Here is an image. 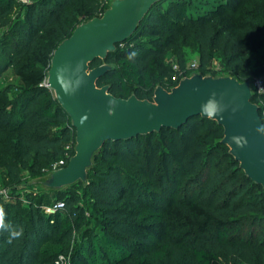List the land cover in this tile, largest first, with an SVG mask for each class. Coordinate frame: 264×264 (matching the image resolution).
Masks as SVG:
<instances>
[{
  "label": "trees",
  "instance_id": "16d2710c",
  "mask_svg": "<svg viewBox=\"0 0 264 264\" xmlns=\"http://www.w3.org/2000/svg\"><path fill=\"white\" fill-rule=\"evenodd\" d=\"M75 1L0 0V75L9 67L17 77L0 87V189L15 191L0 206L5 223L24 230L11 244L0 231V264H264V188L227 151L222 126L199 114L177 127L104 140L80 192L35 200L22 191L19 211L13 197L23 172L35 177L72 153L69 116L38 82L77 21ZM81 2L89 15L103 7ZM186 40L196 45L200 70L218 51L239 80L261 75L262 90L250 100L262 120L264 61L253 69L250 55L257 43L264 47V0H156L127 37L88 67L109 65L95 85L113 96L150 100L155 84L169 90L190 73ZM58 199L61 208L43 212L42 204ZM90 228L88 238L73 241Z\"/></svg>",
  "mask_w": 264,
  "mask_h": 264
},
{
  "label": "water",
  "instance_id": "95a60500",
  "mask_svg": "<svg viewBox=\"0 0 264 264\" xmlns=\"http://www.w3.org/2000/svg\"><path fill=\"white\" fill-rule=\"evenodd\" d=\"M154 1L156 0H109L110 10L119 13L118 19L97 35L81 43L76 40L69 45L70 48H58L67 37L61 39L53 49L59 60V64H56L59 67V70H56L59 72L58 77H48L45 85L58 89L55 99L70 119L74 117L80 121L85 143L97 134L100 136L98 148L106 139L146 133L157 130L162 125L177 127L197 114L209 116L201 111V105L208 102L210 95L215 93L214 103L222 109L217 114L219 120H216L222 126L221 141L224 142L223 134L226 132L233 148V157L239 161L244 172L264 188V138L263 132L257 131L262 124L257 105L252 104L249 99L253 92H250L248 97L243 95L244 90L251 89L248 82L238 88L227 85L187 86L171 92V88L177 83L169 90L155 84L150 100L138 99L133 94L127 98L115 97L107 92L106 85H95L96 77L109 65L102 61L89 68L88 62L93 57L102 59L114 46L106 49L102 55L96 50L138 11L139 20ZM131 31L132 29L128 30L114 41H122ZM70 36L71 34L68 37ZM99 65L103 66L92 78H88L85 69H93ZM157 89L169 93L157 103H151ZM208 109L209 112L212 111V103L208 104ZM234 136L243 138L242 146L238 147L232 142L231 138ZM68 160L70 161V158Z\"/></svg>",
  "mask_w": 264,
  "mask_h": 264
},
{
  "label": "rangeland",
  "instance_id": "374dc122",
  "mask_svg": "<svg viewBox=\"0 0 264 264\" xmlns=\"http://www.w3.org/2000/svg\"><path fill=\"white\" fill-rule=\"evenodd\" d=\"M20 2H27L29 0H19ZM72 6L79 10V14L77 17V21L71 30L70 34L71 36L65 38L60 44L58 48H70L69 45L73 44L74 42L79 41L80 43L91 38L92 36L97 35L104 29H106L109 25H111L116 19L119 17V13L113 12V10H110L109 8V0H107L101 11L98 14L89 15L90 13L88 11H85V5L81 2V0H76L72 3ZM17 8V7H16ZM18 9H15V12ZM20 12V9H19ZM229 14V13H226ZM14 15V14H13ZM140 15V11H138L134 16L127 21L123 27L119 31H117L112 37L107 39L105 42H103L99 48L96 50L98 54H101L108 48H111L112 46H115V43L117 41H114L116 38L121 37L123 34L128 32V30L132 31L136 28L135 22L138 20L137 17ZM143 16V15H142ZM230 16V15H226ZM142 18V17H141ZM137 19V20H136ZM140 20V19H139ZM138 20V22H139ZM137 22V23H138ZM131 31V32H132ZM3 30H0V35H3ZM11 40L16 38L15 36L10 37ZM260 41V40H259ZM69 46V47H68ZM183 53H184V59L186 66L190 68V73L184 76L179 77L177 81V85L173 88H171L170 92L176 89H180L187 86H206V85H227L232 86L235 88H238L241 85L246 84L248 82L251 86V89L244 90L243 95L245 97H248L250 92H255V89L253 87V82L255 79L260 78L259 75H253L250 78L239 80L236 76L233 74H230L226 71V67L223 64V57L219 54L218 51H214L210 57V61L208 65L200 70L197 65V53H196V45L193 41L186 40L182 43ZM253 51L255 54L250 55V65L253 69L256 67L259 68L261 61H264V47L262 43H257L255 46H253ZM6 51V50H5ZM166 60L175 67L174 58L172 53L168 52L165 56ZM59 64V60L57 57V53L51 51L47 66L44 71L43 77L39 80V84L46 83L47 78H57L59 72H56V70H59V67L57 65ZM103 65H99L96 68L93 69H85L86 75L88 78H92V75ZM17 77L12 72V70L9 67H6L4 71L0 75V87H5L7 84L16 83ZM46 86V85H45ZM52 96L55 98L58 95V89L57 88H49L46 86ZM169 92H165L161 89H157L156 92L153 94V99L151 103H157L161 98H163L165 95H167ZM252 94V93H251ZM253 95V94H252ZM252 95H250L249 99H251ZM251 101V100H250ZM252 104L257 105L256 102L251 101ZM263 104V103H261ZM214 121L219 120L218 115L212 116H206ZM69 124L71 125V128L73 130V143L71 145L72 153L66 157V159L63 161V163L54 169H50L47 172H44L42 174H39L35 177L25 179V172L22 174V180L20 184H18L15 188V190H20L19 198L16 196L13 197L18 199L20 202L19 204V211L23 212L25 211L24 208H22V205H25L24 199L21 197L23 196V192H26L27 194H34V199L36 200L37 196L45 195L46 200H53L55 197H63L68 190H74V192L78 193L81 191V187L84 186L85 182L87 181L88 172L89 169L94 162V159L98 153V143L100 136L97 134L95 135L89 142L83 141L81 130H80V121L76 118H68ZM261 119V118H260ZM264 117L261 120L262 127H264ZM72 121V123H71ZM112 134V133H111ZM263 138H264V132H263ZM223 140L224 144L227 147V151L232 154L233 148L231 145V142L229 141V137L224 132L223 134ZM232 151V152H231ZM70 158V161L68 160ZM6 191L0 193V198L5 197L8 199L10 197V194H14L15 191L10 190L9 188H5ZM25 198V197H24ZM96 228V227H95ZM93 229V228H92ZM90 229H84L83 231L80 230L74 235V242H78L81 237L88 238L84 236H88V233Z\"/></svg>",
  "mask_w": 264,
  "mask_h": 264
},
{
  "label": "clouds",
  "instance_id": "9594fccd",
  "mask_svg": "<svg viewBox=\"0 0 264 264\" xmlns=\"http://www.w3.org/2000/svg\"><path fill=\"white\" fill-rule=\"evenodd\" d=\"M135 55H136V52H131V53H129V58H133V57H135ZM214 99H215V93H212L210 95V100L208 102H206L205 104L201 105V111L207 115H212V116L219 114V112L222 111V109H220L219 107L216 106V104L214 103ZM209 103H212V111L211 112H209V109H208ZM257 131L258 132H264V127L258 128ZM231 140L238 147L242 146V140H243L242 137L234 136L231 138ZM6 216H7V213L4 209V207L0 206V231L6 232L8 234L7 243L11 244L14 240H18V239L23 237L24 230L21 227H13L10 224H6L5 223Z\"/></svg>",
  "mask_w": 264,
  "mask_h": 264
},
{
  "label": "built area",
  "instance_id": "2783aa9c",
  "mask_svg": "<svg viewBox=\"0 0 264 264\" xmlns=\"http://www.w3.org/2000/svg\"><path fill=\"white\" fill-rule=\"evenodd\" d=\"M106 1L107 0H99L100 6H103ZM253 87H254L256 92L261 91L262 90L261 80L255 79L253 82ZM62 163H63V159H59L57 161H54L51 163L50 169H55V168L59 167ZM0 191L4 192L5 189L2 188V189H0ZM2 192H0V193H2ZM4 194H5V192H4ZM61 207H62V201L59 199L54 200L48 204H42L41 205V208H42L43 212H45V213L53 212L54 210H57ZM58 258L61 262H62V260L64 261V257L62 255H59Z\"/></svg>",
  "mask_w": 264,
  "mask_h": 264
}]
</instances>
